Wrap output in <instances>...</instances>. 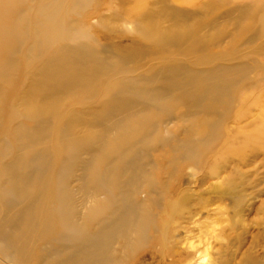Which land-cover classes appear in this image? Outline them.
Instances as JSON below:
<instances>
[{
	"label": "bare ground",
	"instance_id": "6f19581e",
	"mask_svg": "<svg viewBox=\"0 0 264 264\" xmlns=\"http://www.w3.org/2000/svg\"><path fill=\"white\" fill-rule=\"evenodd\" d=\"M263 31L264 0H0V264H264Z\"/></svg>",
	"mask_w": 264,
	"mask_h": 264
},
{
	"label": "rangeland",
	"instance_id": "374dc122",
	"mask_svg": "<svg viewBox=\"0 0 264 264\" xmlns=\"http://www.w3.org/2000/svg\"><path fill=\"white\" fill-rule=\"evenodd\" d=\"M236 1V0H235ZM264 32V31H263ZM109 136L111 137V139H114V138H117L118 137V133H117V131H116V128H114V127H111L110 129H109ZM84 194L85 195H92V189H91V187L89 186V187H85L84 188ZM94 194L97 196V194H96V192L94 191ZM93 197H95V196H93ZM95 198H97V197H95Z\"/></svg>",
	"mask_w": 264,
	"mask_h": 264
}]
</instances>
